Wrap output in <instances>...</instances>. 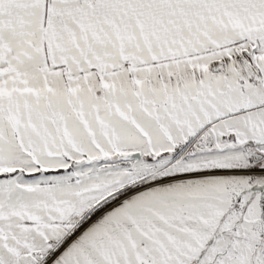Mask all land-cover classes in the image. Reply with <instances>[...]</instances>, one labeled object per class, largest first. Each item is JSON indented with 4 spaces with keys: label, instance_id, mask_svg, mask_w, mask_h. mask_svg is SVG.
Segmentation results:
<instances>
[{
    "label": "snow or ice",
    "instance_id": "obj_1",
    "mask_svg": "<svg viewBox=\"0 0 264 264\" xmlns=\"http://www.w3.org/2000/svg\"><path fill=\"white\" fill-rule=\"evenodd\" d=\"M0 264H264V0H0Z\"/></svg>",
    "mask_w": 264,
    "mask_h": 264
}]
</instances>
